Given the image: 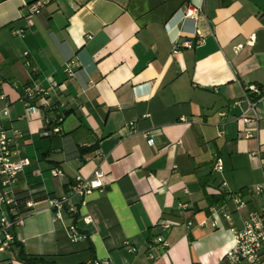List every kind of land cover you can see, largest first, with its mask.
Segmentation results:
<instances>
[{"label":"crops","instance_id":"crops-1","mask_svg":"<svg viewBox=\"0 0 264 264\" xmlns=\"http://www.w3.org/2000/svg\"><path fill=\"white\" fill-rule=\"evenodd\" d=\"M193 5L198 15L185 16ZM249 82L264 88V0H0L6 124L22 133L16 156L31 159L15 189L22 211L34 202L0 264H32L18 257L21 247L52 264H246L226 254L263 197L243 191L247 204L237 208L220 183L236 192L264 181V96L254 136L236 119ZM29 85L47 90L31 99V115ZM96 168L104 189L83 205L73 198L90 221L66 209L58 217L49 199ZM212 205L231 217L213 215ZM161 219L172 223L167 245H150ZM71 223L88 237L73 240Z\"/></svg>","mask_w":264,"mask_h":264},{"label":"built area","instance_id":"built-area-1","mask_svg":"<svg viewBox=\"0 0 264 264\" xmlns=\"http://www.w3.org/2000/svg\"><path fill=\"white\" fill-rule=\"evenodd\" d=\"M200 7L198 5L190 6L185 12V16L196 17ZM29 10L30 12L38 11V3L29 5ZM16 32L23 33L21 29L16 30ZM178 45L176 43L175 51L178 49ZM182 45L192 47L194 45L193 38L183 39ZM241 46L242 44H238L236 49ZM71 65L72 61L68 62L66 66V70L69 72H71ZM52 83L55 84L54 81ZM46 91V88L35 85H29L25 88L24 97L27 114L31 115L37 109L36 105L31 102V99L37 94L46 93ZM263 96L264 88L255 82H249L243 85L242 95L234 101V103L241 106V111L236 116V119L241 122V133L245 137H252L259 130L260 116L258 113V103ZM2 101H5V103L2 104ZM221 114L224 115L225 113L221 112ZM9 116L10 107L8 101H6V94L0 90V207L6 210L0 217L1 250L11 245V242L15 239V229L22 223L25 214L30 212L32 210L31 207L34 205L32 200H28L26 205L30 209L22 212L18 210L15 186L19 175L31 164V159L27 156H16L14 140L21 136L22 133L17 128L7 126L6 119ZM62 119L63 115H60L56 119V122L59 123ZM58 123L53 127L55 132L60 131ZM221 133H224V131L221 130ZM144 134L149 138V141L154 142V138L150 136L148 131H145ZM223 167V159L217 155L214 169L220 172L223 170ZM51 174L53 176H62L64 172L59 167H52ZM104 175L105 172L101 168H96L90 176L77 174L65 194L49 199L50 206L54 209L55 214L61 217L63 210L66 209L72 215L80 216L85 222H89L90 216L80 215L79 205L73 198L77 196L79 197L80 204H86L89 196L95 190L102 191L104 189ZM227 185L226 180H222L220 183L221 189H225V192L235 201L237 208H242L247 204L243 191L249 196H262L263 202L260 208L249 212L241 227L234 229L235 244L228 250L226 255L232 263L244 261L246 264H264V181L236 192L230 191ZM210 209L211 213L215 216L222 213L226 218L231 217V214L224 209L223 205H212ZM158 225L162 232L153 237L150 245L155 243L166 246L167 242L164 233L170 230L172 223L166 219H161ZM68 229L73 240L86 239L88 237L87 233L82 231L76 223H71ZM38 264L46 263L39 262ZM88 264H109V261L96 258Z\"/></svg>","mask_w":264,"mask_h":264},{"label":"trees","instance_id":"trees-1","mask_svg":"<svg viewBox=\"0 0 264 264\" xmlns=\"http://www.w3.org/2000/svg\"><path fill=\"white\" fill-rule=\"evenodd\" d=\"M17 200H18V210L20 212H22V204H21V198L17 196ZM76 216V215H74ZM75 218H78L75 217ZM161 233V232H160ZM159 233V234H160ZM153 234L149 235V241L152 242L153 241ZM17 243L18 244V240H14L13 242H11V244H15ZM18 257L23 260V261H26V262H30L32 264H38L39 262H45L46 264H52L53 262H48L43 256H38V255H32V254H27L23 249L22 247L20 248V251H19V254H18ZM81 264H85V263H81Z\"/></svg>","mask_w":264,"mask_h":264}]
</instances>
